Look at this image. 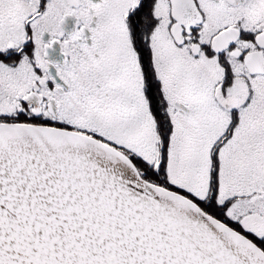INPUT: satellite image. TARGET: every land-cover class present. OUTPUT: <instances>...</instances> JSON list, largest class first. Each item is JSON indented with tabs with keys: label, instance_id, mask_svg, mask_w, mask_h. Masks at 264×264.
Masks as SVG:
<instances>
[{
	"label": "snow or ice",
	"instance_id": "1",
	"mask_svg": "<svg viewBox=\"0 0 264 264\" xmlns=\"http://www.w3.org/2000/svg\"><path fill=\"white\" fill-rule=\"evenodd\" d=\"M0 264H264V0H0Z\"/></svg>",
	"mask_w": 264,
	"mask_h": 264
}]
</instances>
